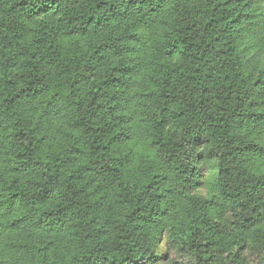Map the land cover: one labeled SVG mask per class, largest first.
Returning <instances> with one entry per match:
<instances>
[{
    "label": "trees",
    "instance_id": "16d2710c",
    "mask_svg": "<svg viewBox=\"0 0 264 264\" xmlns=\"http://www.w3.org/2000/svg\"><path fill=\"white\" fill-rule=\"evenodd\" d=\"M164 241L264 255V0H0V264Z\"/></svg>",
    "mask_w": 264,
    "mask_h": 264
},
{
    "label": "rangeland",
    "instance_id": "374dc122",
    "mask_svg": "<svg viewBox=\"0 0 264 264\" xmlns=\"http://www.w3.org/2000/svg\"><path fill=\"white\" fill-rule=\"evenodd\" d=\"M204 174L205 177H208L210 172L206 171ZM209 192L207 186H203L198 190V193L203 196H208ZM157 254L160 255V259L155 264H196L191 255L179 251L166 241L160 245ZM247 258L252 264H264V255L258 251L248 252Z\"/></svg>",
    "mask_w": 264,
    "mask_h": 264
}]
</instances>
